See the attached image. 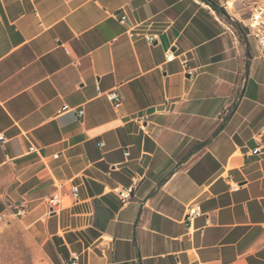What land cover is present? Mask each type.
Masks as SVG:
<instances>
[{"label":"crops","instance_id":"obj_1","mask_svg":"<svg viewBox=\"0 0 264 264\" xmlns=\"http://www.w3.org/2000/svg\"><path fill=\"white\" fill-rule=\"evenodd\" d=\"M262 2L0 0V214L38 264H264Z\"/></svg>","mask_w":264,"mask_h":264},{"label":"rangeland","instance_id":"obj_2","mask_svg":"<svg viewBox=\"0 0 264 264\" xmlns=\"http://www.w3.org/2000/svg\"><path fill=\"white\" fill-rule=\"evenodd\" d=\"M260 11L263 16L264 0L255 10L256 18L261 15ZM260 19L264 20L263 17ZM40 253L33 236L16 216L0 214V264H38Z\"/></svg>","mask_w":264,"mask_h":264},{"label":"built area","instance_id":"obj_3","mask_svg":"<svg viewBox=\"0 0 264 264\" xmlns=\"http://www.w3.org/2000/svg\"><path fill=\"white\" fill-rule=\"evenodd\" d=\"M124 19H125V15L122 16V20H124ZM146 38H147L149 43L153 44L154 41L157 39V35L156 34L148 35ZM262 44H263V47H264V39L262 40ZM176 57L177 56H176V54L173 51L168 52L167 55H166L167 61H172ZM187 61L188 60L186 58L183 59V63L185 65L187 64ZM108 96L114 102L116 108H119L121 106L122 98L114 90L108 92ZM79 112H80V114H83L84 110L80 109ZM4 140H5V135L0 130V142H3ZM125 154L129 155L130 151L126 150ZM134 183H137V179L136 178L134 179ZM133 188H134V186H131V187L125 189L124 191H121V197H122V199L124 201L131 197V193L133 191ZM78 191H79V187L78 186H74V195H75V197H78ZM49 202L52 205V208H54V205H57L60 202L58 195H54L53 197H51L49 199ZM20 212H22V211H20ZM201 214H202V210H201V207H200L199 204L195 203V204H192V205H190L188 207L187 218H194V217H196L198 215H201ZM79 259H80V255L78 253L74 252L72 254L71 260L69 262H67V264H78Z\"/></svg>","mask_w":264,"mask_h":264},{"label":"bare ground","instance_id":"obj_4","mask_svg":"<svg viewBox=\"0 0 264 264\" xmlns=\"http://www.w3.org/2000/svg\"><path fill=\"white\" fill-rule=\"evenodd\" d=\"M229 6H230V7L233 6V2H232V1L229 2ZM259 17H260V16L258 15L257 18H259Z\"/></svg>","mask_w":264,"mask_h":264}]
</instances>
